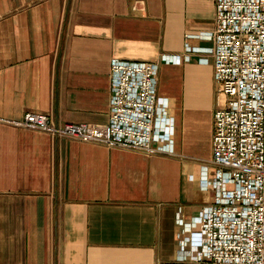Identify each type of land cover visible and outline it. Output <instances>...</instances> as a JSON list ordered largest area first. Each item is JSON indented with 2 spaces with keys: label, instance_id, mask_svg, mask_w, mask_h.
I'll return each instance as SVG.
<instances>
[{
  "label": "crops",
  "instance_id": "1",
  "mask_svg": "<svg viewBox=\"0 0 264 264\" xmlns=\"http://www.w3.org/2000/svg\"><path fill=\"white\" fill-rule=\"evenodd\" d=\"M214 2L0 0V264H197L181 259L178 218L213 195L200 175L215 168ZM112 58L158 62L172 153L10 123H106Z\"/></svg>",
  "mask_w": 264,
  "mask_h": 264
},
{
  "label": "built area",
  "instance_id": "2",
  "mask_svg": "<svg viewBox=\"0 0 264 264\" xmlns=\"http://www.w3.org/2000/svg\"><path fill=\"white\" fill-rule=\"evenodd\" d=\"M202 37L212 43L203 52L218 84L215 168L209 175L204 166L200 175V188L213 195L188 223L178 218L186 234L179 239L181 259L264 264V0H215L214 26ZM157 73V61L112 58L106 123L57 122L52 113L33 111L10 123L52 138L172 153L173 120L166 99L156 94Z\"/></svg>",
  "mask_w": 264,
  "mask_h": 264
}]
</instances>
